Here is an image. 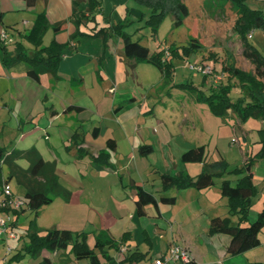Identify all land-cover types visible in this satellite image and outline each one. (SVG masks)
<instances>
[{"label":"crops","instance_id":"crops-1","mask_svg":"<svg viewBox=\"0 0 264 264\" xmlns=\"http://www.w3.org/2000/svg\"><path fill=\"white\" fill-rule=\"evenodd\" d=\"M95 1L98 6L89 14L88 0H35L33 7H27L24 0H0V32L11 28L20 31L18 27L23 28L20 33L26 32L36 16L44 12L51 26L61 24V27L58 31L49 28L42 45L47 46L52 40L66 45L56 74H42L38 81L27 76L26 65L6 69L0 63V79H3L0 106L15 117V129L19 130L14 137L6 138L5 126L0 127V147L7 151L36 148L45 161L55 162L60 184L71 192L67 202L55 197L63 205L59 220L51 222L48 228H41L36 222L37 228L41 233L50 228L85 233L88 245L96 235L101 240L119 243L122 235L128 233L129 241L116 253L125 250L144 254L136 264H153L155 259L168 254L171 245L185 249L193 260L190 264H264V230L259 233L258 246L236 255L227 253V235L208 232L212 218L229 217L231 223L237 222L236 216L229 214L227 199L219 187L223 180L234 185L232 181L235 183L239 176L232 180L223 175L205 189L162 188L163 175L194 178L201 172L202 163L181 161V155L187 150L203 146L206 163L222 159L229 167L227 152L216 142L213 153L208 155L203 142L210 136L198 113L185 112L173 103L171 108L166 107L175 110L168 115L164 109L166 104L159 97L163 88L154 89L153 81L139 72L140 69L150 73L147 65L152 66L163 84V75L156 67L128 58L122 40L110 30L96 35L97 30L125 20L128 22L125 32L129 34V28L141 13L146 18V10L133 0ZM77 31L79 34L75 36ZM14 33L7 34L10 40L7 46L22 41L27 49H32L20 39L18 32ZM161 49L165 50L160 47L157 51ZM191 86L195 83L191 82ZM172 96L169 91L168 97ZM223 122L232 126L231 116ZM236 128L240 129L238 125ZM244 133L241 130L239 137H244ZM227 138L229 145L237 142L231 136ZM223 139L218 137L219 142ZM108 140L114 141L113 150L107 149ZM143 145L151 147L145 155L139 152ZM176 147L180 153L177 157L173 156ZM100 151L108 153L109 167L94 162ZM153 154H157L155 161L151 159ZM240 154L242 164L251 156L248 151L240 150ZM23 162L25 166H21L25 168L27 163ZM82 165L81 173L78 166ZM63 166L75 167V174L70 176ZM250 172L257 189L247 217L248 222H253L264 209V187H257L258 183L264 184V159H257ZM138 188L152 194L157 202L146 205L141 216L135 207ZM21 195L19 199H23V191ZM163 197H173L174 201L162 202ZM0 239L3 245L5 240ZM66 253L49 254L43 250L42 260L48 259L50 263L38 264H55V261L60 264L57 256ZM68 258L67 264H77L70 254ZM123 258L114 257L118 264H127Z\"/></svg>","mask_w":264,"mask_h":264},{"label":"trees","instance_id":"trees-1","mask_svg":"<svg viewBox=\"0 0 264 264\" xmlns=\"http://www.w3.org/2000/svg\"><path fill=\"white\" fill-rule=\"evenodd\" d=\"M27 7H33L35 0H24ZM139 7L146 10L148 16L144 21V26L150 29L151 36L154 37L161 21L166 16H171L174 27L181 25L188 16L189 10L184 0H133ZM235 8L237 18L234 22L233 30L241 38L243 56L248 59L254 66V74L248 76L241 72L231 60L229 64L222 66V71L230 79L239 80L240 86L245 89L247 103L244 98L239 97L234 102L227 99L229 86L223 87L217 91L218 94L204 96L200 94L196 99L208 105L213 115L223 117L229 112L235 113L240 120L248 117L260 119L264 123V84L259 79L264 78V56H262L247 40V34L252 29H264V11L250 8L247 0H227ZM264 2V0H261ZM98 2L88 0V13L92 14ZM128 13V11H127ZM144 19V13L140 14L138 21ZM128 24L126 20L123 23L111 25L96 31V35H102L105 31L110 30L112 34L118 36L123 43L124 54L138 62H147L156 67L163 75L165 82H169L174 73L173 59L189 58L196 51L201 49L196 39H190L185 46L177 48L169 46L166 50L161 49L156 52H149L146 46L140 44L139 39H132L131 35L125 32ZM61 24L50 25L44 12L38 14L30 30L20 33L21 40L32 46L29 50L22 41H15L12 50L7 48V41H0V63L10 69L20 63L27 66V76L38 81L39 76L45 73L56 74L59 63L62 58L65 44L57 43L52 40L47 46L42 45L43 36L49 28L53 31L60 30ZM78 26L76 25V30ZM5 34H10L7 29H3ZM79 32L75 33V36ZM74 35L71 36L73 38ZM8 38V37H7ZM166 51L169 53L165 57ZM245 87V88H244ZM194 88V87H193ZM261 148L254 154H251L242 166L228 171V165L222 159L213 162H205V150L203 146L187 150L181 155L183 163H202L201 172L194 178L177 175H163L161 177L162 188L165 190L169 187L195 189H205L214 184V179L221 178L225 174H234L239 176L232 185L229 180H223L220 184V192L227 199L228 211L231 216H236L237 222L231 223L229 217H216L209 221V234H225L229 237L227 253L229 255L240 254L246 250L259 245V233L264 230V209L256 216L253 222H248V213L251 206V199L257 194V189L252 181L250 172L253 163L257 159H264V127L259 131ZM77 135H75L76 137ZM82 143L79 142V144ZM108 150L114 149V141L106 142ZM80 150V149H79ZM151 151V147L143 145L139 152L145 155ZM109 155L105 151H100L94 162L104 166H110L108 162ZM25 161L27 166L24 168L18 162ZM5 172L3 174V170ZM14 181L18 186L24 189L23 202L24 206L20 211H14L16 217L25 210L37 216L38 210L50 204L55 197L62 198L67 202L71 196L70 190L60 184L55 172V162L45 161L36 148L32 147L25 150L12 149L7 151L0 147V185L8 184ZM165 203H172L174 198L163 197L160 199ZM156 199L149 192L138 188L136 192V213L144 215V207L148 204H156ZM8 211V208H0V212ZM35 221L32 220L26 229V242L23 244L22 251L32 257H38L43 250L49 253L66 252L70 246V251L65 254L63 264L70 262L68 255L71 254L76 261L85 260V264H118L113 256L106 251L107 248L114 249L118 252L127 241L128 233H124L119 243L111 240H101L98 235L94 236V245L90 247L87 244V235L85 233H74L65 229L50 228L41 233L37 228ZM18 251L8 262L20 261L23 255ZM144 254L136 251H127L124 255L123 262L131 264L140 262ZM101 258L102 262H101ZM43 263L48 259L42 260ZM261 264V263H252Z\"/></svg>","mask_w":264,"mask_h":264},{"label":"rangeland","instance_id":"rangeland-1","mask_svg":"<svg viewBox=\"0 0 264 264\" xmlns=\"http://www.w3.org/2000/svg\"><path fill=\"white\" fill-rule=\"evenodd\" d=\"M184 2L188 7L189 14L181 25L174 27L172 17L168 15L161 21L155 36L152 37L150 29L143 27L144 21L148 16L147 14L143 21L135 19L133 26L129 28L128 32L132 34L131 38L133 40L139 39L140 44L146 46L150 53L156 52L157 48L160 47L165 48V50L169 46L180 48L185 46L190 39H196L201 49L192 54L188 59L176 58L172 60L175 73H173L168 83H161V77L158 71L152 66L147 65V67L151 69L150 73L140 69L139 72L153 81V86L155 85L154 89L158 87L163 88L162 90L164 91H161L159 97L162 102L166 104L164 109L168 111V115L175 111L174 109H167L171 108L174 104L178 109H184L185 112L189 111L199 114L201 122L205 124L206 133L210 136L204 138L203 143L206 145V152L208 155L212 154L216 146L215 143H219L220 148L227 152V160L229 162L228 171H231L235 166L242 164L240 150L254 154L261 148L259 131L262 129L261 127L264 123L261 124L260 119L254 117L240 120L233 112H229L223 117L215 116L210 112L207 104L196 98L200 94L206 97L212 95L213 91V94H218L217 91L219 89L229 86L230 90L228 91L227 99L234 102L239 97H245L244 103H247L246 93L244 92L245 89H242L243 86H240L239 80L235 78L230 79L228 75L222 71V66L229 64L232 60L234 65L248 76L254 74V66L242 54V40L233 30L237 12L236 8L230 2L227 0H184ZM246 4L250 8L264 11V2L261 0H247ZM18 29L21 32L23 31L22 27H18ZM8 32L12 35L15 34L14 30L11 29H8ZM246 36L249 43L264 56V29H252ZM44 43L47 44L46 40ZM12 47V45L7 46L9 50H12ZM20 64L25 65V63ZM172 78L175 83L173 85ZM259 81L264 84V78H260ZM191 82L195 83L194 88L191 86ZM169 91L170 94L173 95L172 98L168 97ZM153 101H155V99ZM0 104H3V79H0ZM141 104L142 102H140L139 105ZM158 105L162 107L161 104ZM0 107V127L4 125L5 137L12 138L15 136V131H19L15 129V117L5 112L2 106ZM211 115H213L214 118H212ZM229 115L231 116L232 126H229L228 122L226 124L223 122L224 119H229ZM208 116L210 118L207 119ZM236 125H238L240 129L236 128ZM241 130L245 131L243 134L244 137H239ZM229 136L232 137V141L236 140L237 142L229 145L230 141L227 138ZM218 137L224 139L219 142ZM19 146H21V144ZM178 150V147L173 149V156H179L180 153H178ZM156 156L157 154L151 155L152 161L156 160ZM19 164L25 166L23 161ZM179 165L181 164L179 163ZM156 166L159 167L160 165ZM63 168L70 176L76 172L73 166H63ZM78 170L82 173L84 171L83 165L78 166ZM4 172L5 169L3 170V174ZM225 175L231 179L237 177V175L230 173ZM63 181L65 182L64 177ZM232 183L235 184L234 181H232ZM8 186L13 195L18 198L22 196L21 193L22 191L24 192L23 188L18 186L14 181L9 182ZM259 186L264 187V184L261 185L258 183L257 187ZM1 189L2 185H0V191ZM260 195L258 197H261ZM60 201L59 198H55L50 204L42 206L38 210L37 219V216H34L33 213L27 210L18 214L17 218L12 210L0 212V218L6 221L7 226H10L15 235L14 239H16L15 241L12 240L9 243L8 241L5 243L3 237V245L0 239V264H38L42 261L43 257L41 255L32 257L28 254H24V251H22L23 244L26 242V229L32 220L35 221L34 223L37 222L41 228H48L51 222L59 220L63 210V205L60 204ZM254 201L255 204L258 203L256 199ZM6 244L11 248L10 253L6 252ZM89 245L93 247L94 240H91ZM18 251L24 254L23 258L18 262L12 260L9 263L8 261ZM69 251L70 246L67 248V252ZM106 251L110 256H116L117 259H121L126 253L125 250L116 253V251L111 248H107ZM57 257L59 258L60 264H63V258L65 257L64 259H66L67 256L59 255ZM100 259L102 262L103 258L100 257ZM85 263V260L77 261V264ZM55 264L59 263L55 261Z\"/></svg>","mask_w":264,"mask_h":264},{"label":"built area","instance_id":"built-area-1","mask_svg":"<svg viewBox=\"0 0 264 264\" xmlns=\"http://www.w3.org/2000/svg\"><path fill=\"white\" fill-rule=\"evenodd\" d=\"M8 36L4 31L0 32V41H7ZM168 56V52L165 53ZM200 70V69H199ZM209 71V70H208ZM203 71V72H208ZM24 206L22 199L13 197L10 192L9 186L4 184L0 191V208L10 209V210H20ZM0 237H4L5 242L8 240H13L15 238L10 226H7L6 221L0 218ZM11 248L6 244V251L10 252ZM192 258L189 253L178 245H171L168 254L163 257L157 258L153 261V264H190ZM136 264V263H131Z\"/></svg>","mask_w":264,"mask_h":264}]
</instances>
